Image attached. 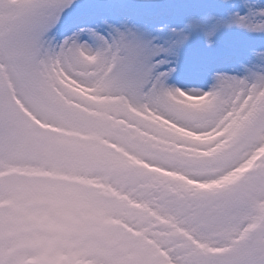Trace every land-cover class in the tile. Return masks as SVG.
Returning a JSON list of instances; mask_svg holds the SVG:
<instances>
[{
	"label": "snow or ice",
	"instance_id": "obj_1",
	"mask_svg": "<svg viewBox=\"0 0 264 264\" xmlns=\"http://www.w3.org/2000/svg\"><path fill=\"white\" fill-rule=\"evenodd\" d=\"M0 264H264V0H0Z\"/></svg>",
	"mask_w": 264,
	"mask_h": 264
}]
</instances>
